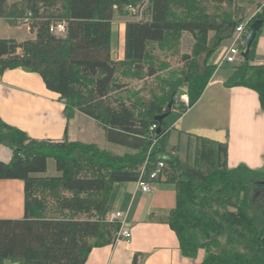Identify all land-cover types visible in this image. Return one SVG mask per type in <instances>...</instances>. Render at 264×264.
<instances>
[{
  "label": "trees",
  "instance_id": "trees-1",
  "mask_svg": "<svg viewBox=\"0 0 264 264\" xmlns=\"http://www.w3.org/2000/svg\"><path fill=\"white\" fill-rule=\"evenodd\" d=\"M253 1L146 0L144 6V0H0V18L16 27L30 13L34 34L22 42L0 39V75L17 68L38 74L60 96L67 119L80 112L101 127L107 143L135 152L126 158L66 138L32 140L0 120V148L11 150L8 162L0 160V180H19L24 192L23 218L0 220V264H84L93 248L114 243L119 231L118 222L105 219L113 185L162 177L174 185L175 207L159 222L175 233L182 256L194 258L203 249L201 264H264V218L250 213L249 196L259 193L264 200V175L244 166L229 169L226 145L204 138L196 139L193 165L167 151L168 118L198 101L216 71L208 60L244 23L240 11ZM129 7H141V17L125 23L124 59L113 61L112 23L129 15ZM259 10L246 26L256 19L263 25L240 64L229 65L224 84L254 91L264 111V64H253L264 27V6ZM57 23L65 24V36L49 32ZM183 34L193 40L187 54L179 50ZM173 60L175 73L160 76ZM133 81L144 85L134 89ZM181 86L187 104L179 110L173 105V114L168 104ZM152 125L160 132H153L149 151ZM48 159L57 176H43ZM158 162L163 168L151 180ZM131 264H142V255L134 254Z\"/></svg>",
  "mask_w": 264,
  "mask_h": 264
},
{
  "label": "crops",
  "instance_id": "crops-1",
  "mask_svg": "<svg viewBox=\"0 0 264 264\" xmlns=\"http://www.w3.org/2000/svg\"><path fill=\"white\" fill-rule=\"evenodd\" d=\"M260 1L264 6V0ZM128 20L126 18L117 27L112 23L110 56L113 61L124 59ZM0 39L22 42L34 39V34L30 33L28 25L10 27L0 18ZM227 47L221 50L216 61L209 63V59L208 64L217 65ZM253 64H264V27ZM230 72L227 64L217 68L198 101L182 115L169 119L167 151L193 165L196 139L204 138L226 145L229 169L244 166L264 175V111L254 91L225 86ZM0 120L32 140L62 141L66 138L69 142L92 143L101 149H112L96 122L80 112L67 119L60 96L47 90L38 74L21 68L6 70L0 75ZM7 149L0 148L3 162L11 158V150ZM150 186L151 192L145 193L137 182L113 185L105 219L115 212L125 214L123 229L131 231V240L129 243L115 240L110 245L93 248L84 264H131L134 254L142 255V264L203 262L206 256L203 249H199L194 258L182 256L175 233L159 222L160 217L168 216L175 207L174 185L166 183L162 177ZM23 215V183L0 180V220H21ZM3 264L18 263L4 261Z\"/></svg>",
  "mask_w": 264,
  "mask_h": 264
},
{
  "label": "rangeland",
  "instance_id": "rangeland-1",
  "mask_svg": "<svg viewBox=\"0 0 264 264\" xmlns=\"http://www.w3.org/2000/svg\"><path fill=\"white\" fill-rule=\"evenodd\" d=\"M146 0H144V6L146 4L145 2ZM263 8V6H261V1L260 0H254L252 3H245L241 9V14H242V17L244 19V22H247L249 21L256 12L260 11L259 8ZM131 19L133 18L131 15H127V16H115L113 22H114V25H116V27L122 22L124 21L125 19ZM193 44V40L192 38L190 37V35L188 34H183L182 37L180 38V44H179V50L181 53H184V54H187L190 52L191 50V46ZM229 44V42L227 40L223 41L221 46L219 47V49L211 56L210 60H209V63L210 62H213V61H216L218 59V56L220 55L221 53V50L225 47H227ZM168 57V56H167ZM203 59H204V56L202 54V56L199 58L200 60V65H202V62H203ZM241 61L233 64L234 66H238L240 64ZM172 65L168 68L169 69V72H165L164 74L163 73H159L160 76H163L165 77L166 75H168V73H170L171 75H173L176 71V68H178V65L175 64V61L173 60ZM217 69V67H216ZM229 70L231 71L232 69L230 68L229 66ZM231 74V72H230ZM150 80L146 81L145 83H149ZM151 84V83H149ZM144 85V84H143ZM142 83L141 82H138V81H133L132 82V88L134 89H140L143 87ZM154 87V86H153ZM144 94L147 93V92H143ZM187 87L186 86H181L178 90H177V93L175 94V97L173 98V103L172 101L169 103L171 104V110H172V106L175 105V107H177V110H179L178 107H181L182 105H186L187 104ZM182 99H185L186 100V103L183 102ZM184 100V101H185ZM168 104V105H169ZM173 114H175L174 112L176 111V109H173ZM174 117V115L170 116L168 118V121L170 118ZM106 144L105 143V146L103 148L106 147ZM112 146V149L111 151L116 154V155H119V156H124L126 158H132L133 155H135V152L133 151H128L122 147H116V146ZM8 150V149H7ZM57 172L55 171V164H54V161L52 159H48L47 160V170L46 172L43 174V176H47V177H52V176H57ZM251 200H252V204L250 205V213L251 214H258L259 216L263 217V214H264V207L263 205L261 204V201L263 200V196L261 194H257V195H254L252 193L249 194ZM252 196V197H251ZM196 237V242L201 245L203 242H204V239L203 242L200 240V236L198 234L194 235ZM207 239V238H206ZM206 241V240H205ZM220 242L224 243L225 240L224 238H220Z\"/></svg>",
  "mask_w": 264,
  "mask_h": 264
},
{
  "label": "built area",
  "instance_id": "built-area-1",
  "mask_svg": "<svg viewBox=\"0 0 264 264\" xmlns=\"http://www.w3.org/2000/svg\"><path fill=\"white\" fill-rule=\"evenodd\" d=\"M127 12L129 15H131L134 19H140L141 13H142V8L141 7H129L127 8ZM30 13L26 15V17L21 20L20 25H27V23L30 21ZM246 22L238 25L234 31L232 32V35L229 38V45L228 47L224 50L222 57L218 61L216 67L220 68L222 65L227 64V65H233L239 61H242V55L246 49V44H245V36L248 34L249 28L246 26ZM49 32L56 36V37H63L66 34V26L64 23H57V24H51L49 26ZM184 103H186L185 99H182ZM185 100V101H184ZM157 127L155 125H152L150 127V132L152 133L150 135V141L151 145L149 148V151L152 149V147L155 145L156 141L154 139L155 133ZM163 168V163L158 162L157 163V168L154 172L151 173L150 178L151 180H155L157 175L161 172ZM140 186V189L145 192V193H150L151 192V183H143L140 178L139 181L137 182ZM126 215L120 212H115L112 213L108 216L107 220L108 222H118L120 228L119 231L116 234L115 240H120L124 243H129L131 240V231L123 229V224L125 222Z\"/></svg>",
  "mask_w": 264,
  "mask_h": 264
},
{
  "label": "water",
  "instance_id": "water-1",
  "mask_svg": "<svg viewBox=\"0 0 264 264\" xmlns=\"http://www.w3.org/2000/svg\"><path fill=\"white\" fill-rule=\"evenodd\" d=\"M262 25H263V21L261 19H256L249 26L248 34L245 36L246 49H245V51L243 53V57L246 56V54L248 53L251 45L253 44L254 39L256 38L257 33L261 29ZM168 109H171V104L168 105ZM166 116H167V114H163V115L157 117L156 121L160 122L163 119H165ZM159 132H160V128L158 127L156 129V134H159ZM263 207H264V200H263ZM263 218H264V214H263Z\"/></svg>",
  "mask_w": 264,
  "mask_h": 264
},
{
  "label": "bare ground",
  "instance_id": "bare-ground-1",
  "mask_svg": "<svg viewBox=\"0 0 264 264\" xmlns=\"http://www.w3.org/2000/svg\"><path fill=\"white\" fill-rule=\"evenodd\" d=\"M148 183V182H147Z\"/></svg>",
  "mask_w": 264,
  "mask_h": 264
}]
</instances>
